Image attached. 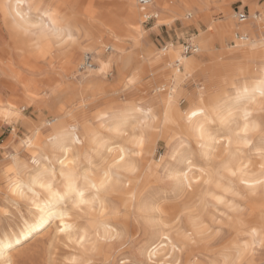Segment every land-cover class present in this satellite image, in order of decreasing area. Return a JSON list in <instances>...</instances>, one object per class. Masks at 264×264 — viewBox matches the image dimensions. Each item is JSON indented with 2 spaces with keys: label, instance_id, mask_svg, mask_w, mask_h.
Here are the masks:
<instances>
[{
  "label": "snow or ice",
  "instance_id": "snow-or-ice-1",
  "mask_svg": "<svg viewBox=\"0 0 264 264\" xmlns=\"http://www.w3.org/2000/svg\"><path fill=\"white\" fill-rule=\"evenodd\" d=\"M257 4L242 5L253 21L241 33L210 15L220 0H129L119 26L89 0H0L4 47L21 54L4 64L14 87L0 90V222L25 205L40 213L14 242L0 238V264H264ZM165 29L171 42L153 47ZM81 52L95 56L87 72ZM201 53L218 56L221 84L190 86ZM149 66L159 79L138 98ZM111 90L133 100L110 104ZM161 138L168 152L150 160ZM45 225L42 247L21 251Z\"/></svg>",
  "mask_w": 264,
  "mask_h": 264
},
{
  "label": "bare ground",
  "instance_id": "bare-ground-1",
  "mask_svg": "<svg viewBox=\"0 0 264 264\" xmlns=\"http://www.w3.org/2000/svg\"><path fill=\"white\" fill-rule=\"evenodd\" d=\"M225 1H230V0H220V2H225ZM89 2L95 4L97 11L99 13V16H100L101 23L107 22V23H111V24H115L119 26L120 21L129 15V10L127 8V4L129 0H116V3H113L112 0H89ZM263 3H264V0H263ZM259 5L260 4H257V8L259 7ZM226 11L227 12L223 18L216 20V23L218 25L223 26L228 29H234L237 31L238 30L242 31V30H245L246 28L250 29L252 21H253L252 14L248 16L246 20L239 22V24H236L234 20L235 13H232L230 11L228 12V9ZM85 23H87V21H85ZM94 27L97 29L98 39H102L106 42L111 40V37L109 35L104 34L103 30L100 28V24H96L94 25ZM6 43H7V29L4 27L3 20L0 19V75L3 76V86L7 88L8 90H10L11 88H13V85H12L13 83H11L9 76L4 74V64L12 62L14 60V56H21V54L14 52L13 48L6 49L4 47ZM190 54L193 55V53H190ZM199 55H200V63L202 67L200 68V71L198 72L197 75L206 74L207 75L206 81L210 87L215 84H221L222 81L216 79L217 74L221 71V69L214 68L213 66L215 65L213 61L218 59V56L214 57L211 54H204V53H201ZM78 59L79 57H77V61ZM92 60L95 62V56L93 53H92ZM149 68H152V67L149 66ZM87 69L90 70V68H87ZM150 72H153V70ZM145 86H146V90H148L152 86V80L146 81ZM224 87L227 88L228 85H224ZM147 93L150 94V91L148 90ZM225 100L228 101L227 94H225ZM130 102L131 101H127L126 99L123 103L117 101V102L110 103V104L123 105V104H127ZM153 151H154V148L152 145V154H153ZM149 159L151 160V156L149 157ZM26 209H27L26 215L21 216L17 224H14V225L8 224L7 228H5L2 232H0V238H2L7 233L11 235L12 240L14 242L15 239L17 238L16 234L22 231V228L25 222L29 224H34V223L39 222V218H40L39 211L35 208L29 207L28 205ZM46 229H48L47 225H45L44 228L40 229L39 232H43ZM34 235L36 234L34 233L32 236L28 237L27 240L32 238ZM24 241L25 240H21V243H23ZM0 243H2V239H0Z\"/></svg>",
  "mask_w": 264,
  "mask_h": 264
},
{
  "label": "rangeland",
  "instance_id": "rangeland-1",
  "mask_svg": "<svg viewBox=\"0 0 264 264\" xmlns=\"http://www.w3.org/2000/svg\"><path fill=\"white\" fill-rule=\"evenodd\" d=\"M113 3H116V0H112ZM245 0H230V1H225V2H220V6L219 7H214L212 9V12L210 13V15L215 17V20L223 18L226 14V10L228 9V12H232L235 13L236 10H242L248 13V16H250L252 14V9L249 7L247 9H245L244 7H242V5L244 4ZM258 4H264L263 0H258ZM235 23L239 24V22L236 19V16L234 17ZM240 32H244V30H238ZM175 30H173L172 33H170L167 29H165L164 31L160 32V33H151L150 34V39L149 42L152 44L153 47H158L160 45L165 44L166 42H171L172 40V36L174 35ZM188 41H191V35L188 37ZM191 55V54H188ZM80 57H83V53L81 52ZM79 57L77 63H81V58ZM21 59V56H14V60L19 63ZM94 63V61H93ZM214 68H219L216 64L213 65ZM84 71V69H82ZM153 68H148L146 74H145V83L146 81L152 80V83L155 80L159 79L160 76V70L157 69L156 71V75L153 76V72L152 71ZM89 71V69H86L84 72ZM154 71V70H153ZM109 81H112L114 76L113 74L109 75L108 77ZM207 75L206 74H201V75H196L195 78L191 81L190 86L195 89L196 86L199 85H203V82L206 80ZM11 83H13V81H11ZM14 87V83L12 84ZM0 90H5L8 91L7 88H5L3 86V76L0 75ZM149 91H151V87L148 89ZM146 90V86L145 84L142 86L141 90L138 91L137 93H135V96L138 98H142V96H144L147 91ZM112 91V95L109 97L108 99V103H114V102H124L126 99L127 101H132L133 100V94L132 93H128L126 91L123 90H111ZM6 134L4 132V130L2 128H0V137H4ZM168 139H164L161 138L159 140H156L153 142V154L151 155V160L154 161H160L161 158L163 156H165L168 152ZM150 179V177H145V185L147 187V182ZM27 205H25L24 208V213H26V209ZM21 217H14L11 219L10 222H7L8 224L14 225L17 224L18 221L20 220ZM5 223L6 222H0V232H2L5 229ZM54 227V225H53ZM49 229H46L43 232H39V234L34 235L32 238L24 241L23 244V249H21V251L24 250H29V249H37L42 247L43 244V240L45 238V236L47 235ZM19 253H13V256H18Z\"/></svg>",
  "mask_w": 264,
  "mask_h": 264
},
{
  "label": "built area",
  "instance_id": "built-area-1",
  "mask_svg": "<svg viewBox=\"0 0 264 264\" xmlns=\"http://www.w3.org/2000/svg\"><path fill=\"white\" fill-rule=\"evenodd\" d=\"M235 16L238 22H242L244 20H246V18L248 17V13L242 10H236L235 11ZM190 42V41H188ZM188 42L185 43L184 47L186 49H188ZM192 53L190 50L188 51V54ZM93 64V60H92V53H87L83 55V59H82V63H81V68L84 69V71L87 68H90V66ZM88 66V67H86Z\"/></svg>",
  "mask_w": 264,
  "mask_h": 264
}]
</instances>
